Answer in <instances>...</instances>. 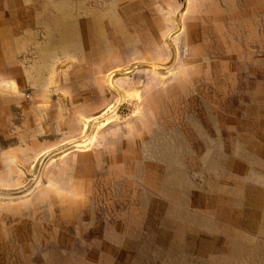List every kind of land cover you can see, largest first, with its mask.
I'll return each instance as SVG.
<instances>
[{
	"label": "crops",
	"instance_id": "1",
	"mask_svg": "<svg viewBox=\"0 0 264 264\" xmlns=\"http://www.w3.org/2000/svg\"><path fill=\"white\" fill-rule=\"evenodd\" d=\"M43 161L0 264H264V0H0V191Z\"/></svg>",
	"mask_w": 264,
	"mask_h": 264
},
{
	"label": "rangeland",
	"instance_id": "2",
	"mask_svg": "<svg viewBox=\"0 0 264 264\" xmlns=\"http://www.w3.org/2000/svg\"><path fill=\"white\" fill-rule=\"evenodd\" d=\"M122 6H125V8H126L125 10L128 11V14L129 15H131L132 13H134L132 11V5H122ZM133 9H134V7H133ZM105 11H106V13L108 12V5L102 4L101 5V13H102V15H103V12H105ZM169 21L170 20L168 18L165 19L164 27H167V28L170 27ZM73 23L74 22L71 21L68 26H70V27H76V24H73ZM103 38H106V37H103ZM60 41H62V44H63V47H64L63 52H60V53L61 54H64V55L71 54L70 52L72 51V49L75 47L76 43L78 42L77 37H75L74 35L63 36ZM126 49L128 50V55L127 56H124L122 54L121 56H118V57H114V58H113V56L110 57V62H111V65L112 66H122L124 64H128L130 62V60H135V59L136 60H138V59L142 60V58H144L143 53H141V47H140V45L137 42H132V43L128 42ZM44 53H45V51H44ZM136 53H139L137 55V57H131L132 55H135ZM110 55H111V53H110ZM155 59L156 60H161V57L156 56V58H154V60ZM136 60L135 61H132V63H130V65H132L133 63H135ZM10 102L12 103L13 101H10ZM23 117L24 116H22V118ZM16 118H18V117H16ZM18 119H16V121H18ZM147 262H148L147 264H157V263H159V264H173V261H171V260H169V261H167V260L166 261L149 260ZM138 264H140V263L138 262Z\"/></svg>",
	"mask_w": 264,
	"mask_h": 264
},
{
	"label": "water",
	"instance_id": "3",
	"mask_svg": "<svg viewBox=\"0 0 264 264\" xmlns=\"http://www.w3.org/2000/svg\"><path fill=\"white\" fill-rule=\"evenodd\" d=\"M139 65H141V64H139ZM154 66V65H153ZM137 67V66H136ZM155 67H158L157 65H155ZM135 68V67H134ZM134 68H132V69H129V70H124V71H116V72H114V73H112L111 74V76H110V84H111V86H112V88H114L116 91H118L119 93H120V91L112 84V78H113V76L115 75V74H118V73H123V74H125V73H130ZM122 100H120L119 102H118V104L110 111V113L109 114H107V115H110V114H113V113H115L116 112V110H118L119 108H120V106L122 105ZM106 115V116H107ZM106 116H104V117H106ZM103 118V117H102ZM101 119V118H100ZM99 120V119H98ZM97 121V120H96ZM81 141H77L76 143H80ZM75 143V144H76ZM51 154V153H50ZM50 154H48L47 156H46V158L50 155ZM46 158L44 159V161L46 160ZM44 161H43V163L41 164V166H40V169H39V171H38V173H37V175H36V177H35V179L32 181V183L28 186V187H26V188H24V189H22V190H19V191H0V198H6V199H12V198H18V197H22V196H24V195H27L28 193H30L31 192V189H33L36 185H38L39 184V182H40V179H41V172H42V165L44 164Z\"/></svg>",
	"mask_w": 264,
	"mask_h": 264
},
{
	"label": "bare ground",
	"instance_id": "4",
	"mask_svg": "<svg viewBox=\"0 0 264 264\" xmlns=\"http://www.w3.org/2000/svg\"><path fill=\"white\" fill-rule=\"evenodd\" d=\"M120 100H122V98Z\"/></svg>",
	"mask_w": 264,
	"mask_h": 264
}]
</instances>
